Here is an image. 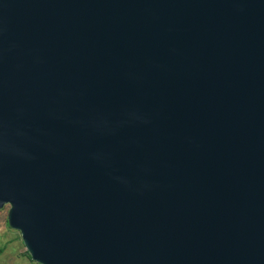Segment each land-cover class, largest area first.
Masks as SVG:
<instances>
[{
	"label": "water",
	"instance_id": "obj_1",
	"mask_svg": "<svg viewBox=\"0 0 264 264\" xmlns=\"http://www.w3.org/2000/svg\"><path fill=\"white\" fill-rule=\"evenodd\" d=\"M38 264H264V0H0V210Z\"/></svg>",
	"mask_w": 264,
	"mask_h": 264
},
{
	"label": "rangeland",
	"instance_id": "obj_2",
	"mask_svg": "<svg viewBox=\"0 0 264 264\" xmlns=\"http://www.w3.org/2000/svg\"><path fill=\"white\" fill-rule=\"evenodd\" d=\"M8 209L0 210V264H38L29 258L20 233L8 225Z\"/></svg>",
	"mask_w": 264,
	"mask_h": 264
},
{
	"label": "trees",
	"instance_id": "obj_3",
	"mask_svg": "<svg viewBox=\"0 0 264 264\" xmlns=\"http://www.w3.org/2000/svg\"><path fill=\"white\" fill-rule=\"evenodd\" d=\"M2 252V249H0V253ZM28 254V253H27ZM29 256V255H28ZM29 258H30V256H29Z\"/></svg>",
	"mask_w": 264,
	"mask_h": 264
}]
</instances>
